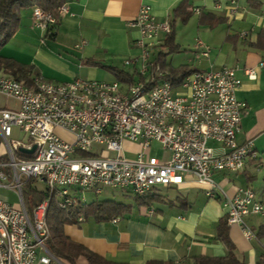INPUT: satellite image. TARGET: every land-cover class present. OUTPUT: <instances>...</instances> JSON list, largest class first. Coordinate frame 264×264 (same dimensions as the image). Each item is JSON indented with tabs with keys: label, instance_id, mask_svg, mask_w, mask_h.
Here are the masks:
<instances>
[{
	"label": "built area",
	"instance_id": "2783aa9c",
	"mask_svg": "<svg viewBox=\"0 0 264 264\" xmlns=\"http://www.w3.org/2000/svg\"><path fill=\"white\" fill-rule=\"evenodd\" d=\"M65 11L62 4L58 16ZM32 19L42 31L56 21L39 6L32 7ZM129 25L139 32L134 41L138 54L124 64L133 65L138 77L125 89L116 80L75 77L56 82L40 74L32 75L27 84L0 71V94L16 103L0 106V190L17 197L14 203L0 197V264H68L47 244L49 198L37 202L31 213L26 209L24 190L30 180L43 184L60 208L83 202L85 190L98 195L109 187L143 196L158 186L179 185L186 176L206 185L207 195H220L224 192L212 174L237 171L248 159H256L252 141L238 143L235 138L245 108L235 96L241 82L236 68L193 69L174 85L161 78L166 72L150 58L151 49L160 43L159 34L170 24L157 21L143 4ZM194 47L197 57L207 55L200 39ZM258 66L264 67V60ZM245 72L255 78L252 68ZM151 75L159 79L150 82ZM13 127L26 140L12 137ZM56 129L71 138H62ZM125 140L140 143L135 157L124 156ZM151 141L161 144L169 153L167 159L145 153ZM208 141L217 143L220 151ZM93 145L99 148L93 150ZM110 151L114 156H107ZM225 204L226 223L238 225L251 238L244 217L256 214L264 221V201L242 187Z\"/></svg>",
	"mask_w": 264,
	"mask_h": 264
},
{
	"label": "crops",
	"instance_id": "0c3cea01",
	"mask_svg": "<svg viewBox=\"0 0 264 264\" xmlns=\"http://www.w3.org/2000/svg\"><path fill=\"white\" fill-rule=\"evenodd\" d=\"M182 1L192 9L186 18L182 11L174 10ZM143 4L149 6L157 21L172 25L177 44L174 52L184 50L182 58L162 56L166 48L159 46L164 37L160 33V43L151 49V60L161 56L171 67L188 65L202 70L236 68L235 75L241 82L235 96L245 103V108L235 138L238 143L251 140L257 157L245 161L237 171L212 174L224 194L207 195L206 185L186 176L179 185L155 187L131 202L94 198L115 200L124 206L111 217L89 213L79 224H65L63 231L90 251L117 262L189 264L198 256L223 257L232 253L237 264H256L264 253V234H257L264 221L256 223V214L244 217L252 230L251 238H246L238 225L223 223L227 197L236 188L253 190L256 171L264 168V67L258 66L264 60V48L255 46L258 36L264 33V0H65L66 11L48 31L34 26L32 8L24 7L19 10L14 34L1 47L0 54L32 66L47 80H116L125 89L137 79L135 67L124 64L138 54L134 41L139 32L129 21ZM197 39L207 46L206 56H196ZM11 40L16 41L8 45ZM81 41V47H75ZM246 68L253 69L255 78L247 76ZM114 70H121L124 79L117 78ZM56 132L62 138H71L61 129ZM207 144L220 151L217 143ZM123 146L130 148L135 157L140 143L125 140ZM260 197L255 195L264 201ZM220 224L231 249L217 237ZM84 262L83 258L77 260V264Z\"/></svg>",
	"mask_w": 264,
	"mask_h": 264
},
{
	"label": "trees",
	"instance_id": "16d2710c",
	"mask_svg": "<svg viewBox=\"0 0 264 264\" xmlns=\"http://www.w3.org/2000/svg\"><path fill=\"white\" fill-rule=\"evenodd\" d=\"M64 2L65 0H0V49L14 34L19 19V10L21 8L39 6L55 16L56 21L53 24L55 25L59 21L57 9L59 6L64 4ZM183 2L184 1L177 4L174 10L176 12L182 11L184 13V18H186L192 9ZM159 46L166 48V52L162 54V56H165L168 52L177 50V44L174 42L172 25H170L169 30L164 33V37ZM255 46L257 48H264V33L258 36ZM160 57L153 59L152 65L157 64L161 69H163L166 73L161 76V78L170 79L174 85L178 83L182 76L193 70L192 68H189L188 65L171 67ZM0 71L6 72L12 77L27 84L30 83V77L37 74L34 72L32 66L20 63L13 58L4 57L1 54ZM114 72L117 78L124 79V75L121 70H114ZM151 76L149 79L150 82H154L159 79V77ZM140 78L143 79L144 77L142 76ZM261 165L264 167V162H261ZM140 197L141 196L134 195L133 198L137 199ZM44 198H49L46 212V221L49 228L47 244L56 256L68 264H77L78 258H83L85 261L84 264H129L117 262L92 252L84 245L70 239L63 231L65 224H79L86 219L89 213H93L94 215H103L106 217L118 214L124 206L121 202H116L115 200H93L89 204H86L84 202L77 201L65 208H60L57 203V198L54 195L48 194L46 190H37L31 186L30 182H27L24 190V204L29 213H31L32 207ZM78 218H81V220H78ZM225 223L226 221L223 224ZM257 234H264V224H261ZM217 237L231 249L230 242L225 233V228L222 227L221 224L217 230ZM189 264H237V261L232 256V253H228V255L223 257L198 256L195 257ZM256 264H264V253H262Z\"/></svg>",
	"mask_w": 264,
	"mask_h": 264
},
{
	"label": "rangeland",
	"instance_id": "374dc122",
	"mask_svg": "<svg viewBox=\"0 0 264 264\" xmlns=\"http://www.w3.org/2000/svg\"><path fill=\"white\" fill-rule=\"evenodd\" d=\"M14 41H16V40L9 41L8 45H12L14 43ZM183 51L184 50H180L178 52H174V51L168 52L167 51L168 53L166 55L169 57L172 55V57L175 56L176 59H178V58H182V55L184 54ZM15 104L16 103L13 99L8 98V97L0 94V106L11 107V106H14ZM57 134H58V132H57ZM12 137H14L16 139H20V140H26L25 135L22 132H19L18 129L14 128V127L12 129ZM98 148H99L98 145H93V147H92L93 150L98 149ZM123 149L125 151L124 156L126 158H132V156H133L132 150L130 148L125 147V146H123ZM139 150H141L140 146L137 149V151H139ZM145 153L147 155H153L159 159H166L169 155V153L166 150H164L161 147V144L157 141H151L149 147L145 150ZM107 156H110V157L114 156V152H112V151L107 152ZM262 177H264V168H261V169L256 171V178L251 183V187L253 188L257 198H259L260 196L264 197V179H262ZM29 182H30L31 186L37 190H41L43 188V185L39 182H35V180H30ZM82 194H83L85 202H90L94 198H98V199L110 198V199H115V200L122 201V202H131L133 200V197H134L131 194V192H129L127 190L112 189L109 187H103L102 192L98 195H96V194H94V192L88 191V190H85ZM0 195L3 198H6L9 202H13V203L15 202V200L17 198L14 193L6 191V190H0ZM255 222L256 223L262 222L261 218L258 215H255Z\"/></svg>",
	"mask_w": 264,
	"mask_h": 264
}]
</instances>
